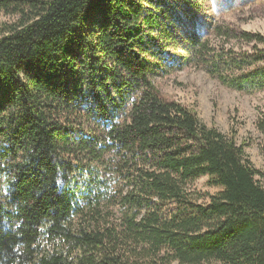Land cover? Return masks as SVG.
Instances as JSON below:
<instances>
[{"label": "trees", "instance_id": "obj_1", "mask_svg": "<svg viewBox=\"0 0 264 264\" xmlns=\"http://www.w3.org/2000/svg\"><path fill=\"white\" fill-rule=\"evenodd\" d=\"M0 14L16 19L0 26V264H264L247 145L156 86L196 66L264 90L263 35L206 23L200 0H0ZM255 125L264 137V111ZM203 178L216 193L193 190Z\"/></svg>", "mask_w": 264, "mask_h": 264}, {"label": "rangeland", "instance_id": "obj_2", "mask_svg": "<svg viewBox=\"0 0 264 264\" xmlns=\"http://www.w3.org/2000/svg\"><path fill=\"white\" fill-rule=\"evenodd\" d=\"M205 6V22L264 36V0H200ZM15 18L0 14V26L11 25ZM212 44L220 45V42ZM222 48L247 51L236 40L222 41ZM156 86L168 100H174L195 112L208 128H214L247 145L246 153L253 166L264 174V137L256 129V121L264 111V90L239 93L226 88L204 70L190 66L182 71L172 70L156 80ZM200 194H214L203 178L193 185Z\"/></svg>", "mask_w": 264, "mask_h": 264}, {"label": "clouds", "instance_id": "obj_3", "mask_svg": "<svg viewBox=\"0 0 264 264\" xmlns=\"http://www.w3.org/2000/svg\"><path fill=\"white\" fill-rule=\"evenodd\" d=\"M59 183H60V181L58 180V181H57L58 186H59Z\"/></svg>", "mask_w": 264, "mask_h": 264}]
</instances>
